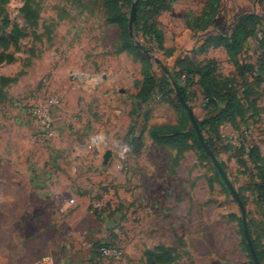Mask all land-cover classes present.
I'll list each match as a JSON object with an SVG mask.
<instances>
[{
    "label": "rangeland",
    "instance_id": "374dc122",
    "mask_svg": "<svg viewBox=\"0 0 264 264\" xmlns=\"http://www.w3.org/2000/svg\"><path fill=\"white\" fill-rule=\"evenodd\" d=\"M207 1L176 2L157 20L164 48L135 36L132 53L121 48L122 31L107 22L102 0H0V235L5 229L10 243L13 234L22 260L254 264L241 208L208 154L192 141H155L180 132L173 81L190 91L199 122L225 106L203 109V90L176 81L186 56L213 61L215 89L245 102L241 122L205 125L203 136L240 196L264 264V0H221L208 32L189 29ZM249 14L260 24L240 54L251 67L242 78L224 48L201 47ZM45 109L58 121L50 129L38 118ZM106 246L122 258L103 257Z\"/></svg>",
    "mask_w": 264,
    "mask_h": 264
},
{
    "label": "trees",
    "instance_id": "16d2710c",
    "mask_svg": "<svg viewBox=\"0 0 264 264\" xmlns=\"http://www.w3.org/2000/svg\"><path fill=\"white\" fill-rule=\"evenodd\" d=\"M179 1L182 0H139L137 4L136 21L133 25L134 35L144 40L146 43L157 45L160 49L164 48L165 34L159 28L157 20L161 15L169 12L173 5ZM102 2L107 12V22L109 24L117 25L122 31L120 40L122 45L121 48L128 52L137 53L138 50L134 45L129 31L130 25L128 16H130L131 11H126V7L131 4V0H102ZM220 3L221 0H208L204 9L200 12V17H197L194 22L190 23L189 29L192 28V30L194 29L201 33L208 32L214 23V18L218 12ZM25 11L30 20L37 19V15L32 9L27 7ZM259 24V15H244L237 21L229 35H209L202 44V51L207 53L211 47L224 48L228 57L238 69L239 76L243 78L249 71H251V67L244 63L240 58V54L243 52L246 43L256 35V30ZM259 49L264 54V34L259 41ZM169 55H171V53H169ZM213 65V61H208L205 65H202L186 56H184L183 59L180 58L177 64V68L180 72L178 73V78H175L176 81L178 82V79H182L187 83L189 88L199 86L200 89L203 90L205 97L202 99V105L207 101L205 105L202 106L203 109L210 108L211 105L217 106L218 101H223L225 103V106L222 109L218 110L213 117L207 119L205 122H199L196 118L202 134L205 125L221 127L224 124H229L234 127V125L241 122L240 119L244 117L246 111L243 99L238 98L231 93H220V91L215 89L212 82V76L214 73ZM164 81L169 84L167 79H164ZM148 84L151 85L152 83ZM153 90L154 85L152 87L148 86V91L146 92L147 95L149 96ZM180 90L186 102L192 103L190 91H187L185 88L181 87V85ZM177 104L180 114V132H167L163 137L156 138L155 141L163 144H175L176 142H180V145L192 141L200 145L197 135L192 128L187 109L183 107L179 101ZM188 126L190 127L188 128ZM166 128L168 127L163 128L165 129L164 131L167 130ZM168 130L175 129L171 127L168 128ZM205 141L213 150L211 142L207 139H205ZM201 149L206 153L202 146ZM258 259L260 261L259 257Z\"/></svg>",
    "mask_w": 264,
    "mask_h": 264
},
{
    "label": "water",
    "instance_id": "95a60500",
    "mask_svg": "<svg viewBox=\"0 0 264 264\" xmlns=\"http://www.w3.org/2000/svg\"><path fill=\"white\" fill-rule=\"evenodd\" d=\"M137 4L138 2L135 1L132 5V11H131V18H130V36L132 38V40H135V35H134V31H133V25L136 21V14H137ZM139 49H142L140 45H138ZM143 52L145 54H147L148 52L146 50H143ZM156 63L159 65H162L161 61L159 59H155ZM164 72L166 73V75H170L169 71H167V69L163 68ZM174 83V87L178 96V99L180 101V103L182 104L183 107H185L189 113L190 116V120L193 126V129L197 135V138L199 140L200 145L203 147V149L206 151V153L208 154V156L210 157L213 165L215 166V168L218 170L220 176L222 177V179L224 180L225 184L227 185V187L229 188V190L231 191L235 201L237 202V204L239 205V207L241 208V212H242V223H243V231H244V235L247 241V245L250 251V254L252 256L253 262L254 264H260V261L258 259L256 250L254 248L251 236H250V232H249V227H248V221H247V213L244 209L243 203L240 199L239 194L237 193L236 189L234 188V186L232 185V183L230 182L226 172L224 171L222 165L220 164V162L218 161V159L215 156V153L212 151V149L208 146V144L206 143L204 136L202 134V131L199 127V124L196 120L195 114L192 110V108L188 105V103L186 102V100L184 99L182 92L180 90V88L178 87L177 83L175 81H173ZM112 157V155L110 153L105 154L104 156V164H108L110 158Z\"/></svg>",
    "mask_w": 264,
    "mask_h": 264
},
{
    "label": "crops",
    "instance_id": "0c3cea01",
    "mask_svg": "<svg viewBox=\"0 0 264 264\" xmlns=\"http://www.w3.org/2000/svg\"><path fill=\"white\" fill-rule=\"evenodd\" d=\"M173 55L174 53L172 54V56ZM54 122L55 121H52V125L54 124ZM56 122L58 123V121ZM131 174L129 175L133 176V174H135L136 176L139 174V171ZM3 230L5 233V229ZM4 233L0 235V264H41L43 262V260L36 255H33L27 260H22L19 256L22 249H20V246L18 245L17 241L15 244L12 242L14 237L13 234H9V238H12V241L9 243L7 241L5 242V239L3 237Z\"/></svg>",
    "mask_w": 264,
    "mask_h": 264
},
{
    "label": "built area",
    "instance_id": "2783aa9c",
    "mask_svg": "<svg viewBox=\"0 0 264 264\" xmlns=\"http://www.w3.org/2000/svg\"><path fill=\"white\" fill-rule=\"evenodd\" d=\"M205 103H203V105H205ZM38 118L44 127L48 128V129L51 128V126H52V115H51L50 110L45 109V110L41 111L38 115ZM74 204H75V200L74 199L70 200L66 204V206L63 208V210H65L69 207H72ZM100 207H101V205L99 203L93 204V209H95V210H98ZM100 252H101V255L105 258L121 259L123 256V251L117 247H110V246L102 247L100 249ZM41 264H56V263H54V261L51 258H46L43 260V262Z\"/></svg>",
    "mask_w": 264,
    "mask_h": 264
}]
</instances>
